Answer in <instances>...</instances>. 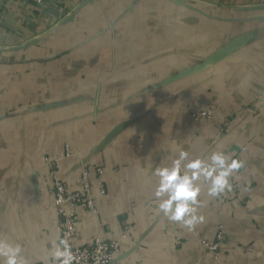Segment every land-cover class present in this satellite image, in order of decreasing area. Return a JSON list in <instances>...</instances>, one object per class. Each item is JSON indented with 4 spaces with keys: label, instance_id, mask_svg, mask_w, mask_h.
<instances>
[{
    "label": "crops",
    "instance_id": "1",
    "mask_svg": "<svg viewBox=\"0 0 264 264\" xmlns=\"http://www.w3.org/2000/svg\"><path fill=\"white\" fill-rule=\"evenodd\" d=\"M217 148L244 167L219 197L198 181L203 223L158 213L155 168ZM49 159L72 188L106 170L76 240L119 239L111 264H264V0H0V236L31 264L59 240Z\"/></svg>",
    "mask_w": 264,
    "mask_h": 264
},
{
    "label": "clouds",
    "instance_id": "2",
    "mask_svg": "<svg viewBox=\"0 0 264 264\" xmlns=\"http://www.w3.org/2000/svg\"><path fill=\"white\" fill-rule=\"evenodd\" d=\"M183 163L182 162H185ZM244 162L217 148L207 157L189 159V153L180 149L172 166L156 167L153 175L158 177L154 196L158 213L169 221L194 231L203 223L199 212L201 185H208V195L219 197L230 191V178L241 168ZM50 252L52 264H73L76 256L66 239H53ZM23 246L0 236V264H31L23 254ZM48 259L46 254L45 260Z\"/></svg>",
    "mask_w": 264,
    "mask_h": 264
},
{
    "label": "built area",
    "instance_id": "3",
    "mask_svg": "<svg viewBox=\"0 0 264 264\" xmlns=\"http://www.w3.org/2000/svg\"><path fill=\"white\" fill-rule=\"evenodd\" d=\"M43 4L46 0H36ZM52 1V0H49ZM191 117L196 122H211L214 117V109L206 108L194 111ZM51 182L54 191V205L61 221L57 225L59 239H66L72 246L76 256L73 264H111L114 256L121 251L120 241L115 237L104 238L97 236L88 245H80L76 240V226L83 213L96 211V197L105 196L108 192L106 170L103 167H94L92 175L91 167L84 166L81 171L77 188L62 180L57 175L55 168L57 163L48 160ZM224 232L219 231L214 237L202 240L201 244L211 254L219 255L224 244ZM243 253H251L254 246H245ZM237 251V250H236ZM235 250L233 252H236Z\"/></svg>",
    "mask_w": 264,
    "mask_h": 264
}]
</instances>
